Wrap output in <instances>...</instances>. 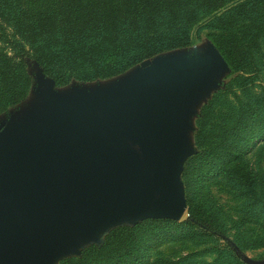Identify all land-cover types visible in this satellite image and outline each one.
Instances as JSON below:
<instances>
[{
    "label": "water",
    "instance_id": "obj_1",
    "mask_svg": "<svg viewBox=\"0 0 264 264\" xmlns=\"http://www.w3.org/2000/svg\"><path fill=\"white\" fill-rule=\"evenodd\" d=\"M207 42L191 60L171 50L105 85L65 91L33 63L43 114L0 130V264H56L113 227L181 219L190 116L229 72Z\"/></svg>",
    "mask_w": 264,
    "mask_h": 264
},
{
    "label": "trees",
    "instance_id": "obj_2",
    "mask_svg": "<svg viewBox=\"0 0 264 264\" xmlns=\"http://www.w3.org/2000/svg\"><path fill=\"white\" fill-rule=\"evenodd\" d=\"M202 31L229 72L194 119L193 152L180 176L185 219L113 227L100 243L56 264H137L157 235H192L190 228L224 240L228 253L244 264L200 186L220 175L254 194L263 180L243 157L264 140V0H0V114L27 94V62L55 87L105 80L143 59L190 46Z\"/></svg>",
    "mask_w": 264,
    "mask_h": 264
},
{
    "label": "rangeland",
    "instance_id": "obj_3",
    "mask_svg": "<svg viewBox=\"0 0 264 264\" xmlns=\"http://www.w3.org/2000/svg\"><path fill=\"white\" fill-rule=\"evenodd\" d=\"M207 43L202 31L197 38L193 37L190 46L174 49L172 57L177 62L191 60L193 58L192 48L195 47L196 51L200 52L206 48ZM27 72L32 77V84L25 97L16 106L9 109L6 114H0V130L4 129L8 124L32 120L43 114L42 99L31 90L35 87L36 75V69L32 62H27ZM132 73L128 74L127 83L132 79ZM227 74L226 71H220L214 77L215 86L209 90L208 95L200 99L194 108V114L190 116L191 129L188 134L192 146L194 119L198 108L211 93L219 89L221 84L227 81ZM115 77L85 83L72 81L67 85L55 87V89L57 91H65L72 86L93 87L105 85L113 81ZM34 123H38V121ZM243 159L250 169L259 173L263 178L261 183H258V181L255 183L254 194H250L252 188L234 185L222 176L217 175L209 176L202 180L200 196L208 207H212L217 211V217L225 229L226 237L238 246L241 253L252 259H261L264 257V140L255 144ZM185 217L186 211L180 220L185 219ZM187 231H193V234L183 235L181 232H167L157 235L147 243L143 251V260L137 264H148L151 262H155V264H200L202 262L238 264L228 253L226 249L227 242L224 240L210 236L197 228H190ZM103 235L101 234V237Z\"/></svg>",
    "mask_w": 264,
    "mask_h": 264
}]
</instances>
